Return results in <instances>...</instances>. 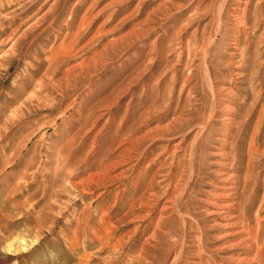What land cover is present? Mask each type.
<instances>
[{
	"label": "rangeland",
	"instance_id": "374dc122",
	"mask_svg": "<svg viewBox=\"0 0 264 264\" xmlns=\"http://www.w3.org/2000/svg\"><path fill=\"white\" fill-rule=\"evenodd\" d=\"M0 237L264 264V0H0Z\"/></svg>",
	"mask_w": 264,
	"mask_h": 264
},
{
	"label": "bare ground",
	"instance_id": "6f19581e",
	"mask_svg": "<svg viewBox=\"0 0 264 264\" xmlns=\"http://www.w3.org/2000/svg\"><path fill=\"white\" fill-rule=\"evenodd\" d=\"M214 37V36H213ZM212 42V41H211ZM209 44V43H208ZM228 224V223H227ZM242 232H243V230H241ZM240 232V231H239ZM4 238H2V237H0V246L2 247V249H4L7 253H12V252H15V248H14V245H13V243H12V241H10V242H7V243H5V244H3L4 243ZM16 241V240H15ZM21 242V241H20ZM26 248V246H23V247H20L19 246V250H22V249H25ZM15 254V253H14ZM15 263L14 264H18V259H15V261H14Z\"/></svg>",
	"mask_w": 264,
	"mask_h": 264
}]
</instances>
